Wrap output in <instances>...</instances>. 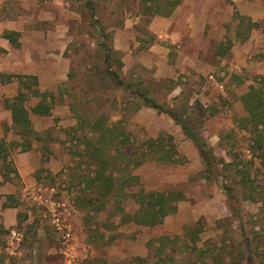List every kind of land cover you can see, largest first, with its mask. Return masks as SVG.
<instances>
[{
	"label": "rangeland",
	"instance_id": "obj_1",
	"mask_svg": "<svg viewBox=\"0 0 264 264\" xmlns=\"http://www.w3.org/2000/svg\"><path fill=\"white\" fill-rule=\"evenodd\" d=\"M92 1L100 27L111 34L107 43L117 51L114 59L122 61L121 77L189 117L214 155L225 164L203 177L204 165L196 145L180 125L151 107L134 111L129 92L112 84L110 77L99 80L105 70L99 47L101 38L91 22L86 0L49 4L50 11L55 12L49 25L64 28L63 58L68 72L63 75L65 79L62 74L57 75V83L49 91L50 115L30 114L42 140H33L29 161L32 176L53 186L56 193L50 207L26 199V185L13 172L14 166L8 162L7 167L0 161L16 190L15 198H8V202L20 206L13 227L19 235L9 234L6 228L0 230V264H150L155 260L152 256L160 235L172 240L163 245L159 256L167 264L192 260L196 264H212L213 256L218 254L223 258L222 264H264V159L250 147L254 134L248 130L241 98L264 74V0H185L165 16L168 20L163 16L153 26L139 14L142 0ZM234 8L257 22L244 41L245 33L237 32ZM228 39L232 42L230 49ZM220 50L224 53L217 55ZM38 70L44 71V66ZM14 80L8 86L21 89V82ZM5 97L0 94L2 107ZM37 100L30 99L27 106ZM119 112L125 117L120 125L131 138L142 141L170 135L178 151L177 162L149 159L133 171L146 190L183 194L177 211L161 224L143 226L130 222L104 228L102 223L112 218L109 211L88 218L76 199L78 188L71 185L74 155L70 147L79 143L74 136H81V132L74 128L80 120L98 117H103L110 127L122 118ZM3 128L6 147L12 152L23 151V139L11 126ZM238 169L248 172L243 184L238 182ZM223 186L232 188L233 200ZM49 208L64 212L65 222L74 234L68 242L52 223ZM124 208L132 213L137 204L129 197ZM196 227L201 230L194 245L203 249L202 258L184 245V241L190 243V237H182L188 228Z\"/></svg>",
	"mask_w": 264,
	"mask_h": 264
},
{
	"label": "trees",
	"instance_id": "obj_2",
	"mask_svg": "<svg viewBox=\"0 0 264 264\" xmlns=\"http://www.w3.org/2000/svg\"><path fill=\"white\" fill-rule=\"evenodd\" d=\"M180 2L181 0H142L139 14L146 16V20L149 22L154 15L169 16ZM230 2L232 5L234 4L232 1ZM85 4L91 16V22L101 38L99 47L103 55L105 70L101 72L99 80L110 77L112 84L120 86L129 92L133 96L134 111L139 110L142 106L151 107L159 113L169 115L176 124L180 125L183 133L196 145L201 162L204 165L203 177L207 178L208 173L216 169L219 164H225L223 159L214 155L210 146L195 129L194 123L189 117H185L179 110L158 102L144 91L134 88L131 83L126 82L121 77L120 67L122 66V61L114 59L117 51L112 45L107 43L111 34L100 27V21L97 18L93 1L86 0ZM233 18L237 20V32L245 33L242 40H246L249 31L257 26V22L239 13L236 8H234ZM244 21L247 24L245 31L242 28ZM240 28H242V31ZM4 36L12 39L10 33H6ZM231 45L232 42L228 39V49H230ZM223 53L224 51L220 50L217 55H222ZM13 77H16L21 82V89L18 90V94L13 98H5L4 106L11 112L13 129L23 139L22 148L27 150L31 147L33 140H42V137L34 130L30 114L36 116L50 115L52 104L47 97L50 96L51 99V94L49 91H40L37 88V78L32 75L0 74V82H10ZM31 97L38 98L37 102L31 106H26ZM241 98L246 111L245 121L246 124H249L248 130L254 134L250 147L260 158L264 159V76H258L256 85H250ZM119 114L122 116V113L119 112ZM124 120L125 117L123 118L122 116L110 127L107 126L103 117L79 121L78 127L74 128L79 129L81 132V136H74L79 143H76L77 145L72 148L70 147L74 155V165L70 167L72 172V184H70L74 188H78L76 199L81 208L86 210L88 218H93L95 214L98 215L101 212L109 211V216L113 219L105 220L102 223L104 228H114L120 224L130 222L143 226L161 224L168 215L177 211V202L183 199V194L180 191L173 190H146L141 185L139 176L133 171L149 159L166 163L177 162L178 151L170 135L162 134L156 138L142 141L131 138L129 133L120 125V122ZM79 130H76V134ZM5 146V140L1 139L0 157H2L3 164L10 167ZM79 146H81V149H78ZM228 164L231 165V163ZM237 171L240 172L238 182L243 184L248 172L245 169H238ZM7 172V169L4 170V176H6ZM223 188L224 191L226 190L229 193L230 201L233 200L235 195L232 192V188L227 186H223ZM129 197L137 204V208L132 213L127 212L124 208V202ZM229 205L231 208V202H229ZM200 230L201 228L197 227L188 228L182 235V237H190V243L184 241V245L188 250L194 251L199 258L204 254L203 249L194 244L199 239ZM173 238L180 237L175 236ZM156 241L159 244L155 247V252L152 256L155 260L150 264H167L159 256L164 249L163 245L172 242V240L168 235H160L156 238ZM213 258L212 264H222L223 258L221 254H218L217 257L213 256ZM136 260L143 261L139 257ZM179 264H196V261H183L179 262ZM234 264L241 263L238 261L237 263L234 262Z\"/></svg>",
	"mask_w": 264,
	"mask_h": 264
},
{
	"label": "crops",
	"instance_id": "obj_3",
	"mask_svg": "<svg viewBox=\"0 0 264 264\" xmlns=\"http://www.w3.org/2000/svg\"><path fill=\"white\" fill-rule=\"evenodd\" d=\"M58 1L0 0V74L35 76L37 78V88L40 91H51L53 84L57 83V75L59 74H62V78L65 79L63 75L68 72V63L63 58L66 46L64 28L60 30L54 27H57V24L52 26L48 23L55 18V12L50 11L48 8L49 4H56ZM184 2L185 0H181L173 11ZM162 17L155 15L152 19L150 18L151 21L149 20V22L153 26ZM163 18L169 19L165 16ZM47 26L50 28H47ZM6 33H10L12 39L5 37ZM171 36L175 35L172 33ZM55 53L57 57L54 56ZM59 63L62 65V71L59 68ZM41 65L44 66L42 72L38 70ZM14 78L16 77H13L10 82H0V94H4L5 98H13L18 94V86H8V84L16 82ZM33 98L35 97L30 99ZM11 117L10 110L4 104L3 107L0 106V140L5 137L4 126H11V129L14 130ZM21 149L23 151L18 149L12 152L10 148L5 146L7 160L14 166L13 172L26 185L24 190L53 187L40 183L39 178L31 174L32 167L29 159L32 155L33 144L27 150ZM0 161L3 164L2 157H0ZM3 173L4 170L0 166V230L6 228L5 230H9V234L19 235V232L15 231L13 227L16 225L20 206L18 203L8 202V198H15V185L10 181L12 179L8 174L4 176ZM24 197L29 199L25 195ZM48 197L47 194L46 198ZM8 248L6 247V249ZM1 252L2 247H0Z\"/></svg>",
	"mask_w": 264,
	"mask_h": 264
},
{
	"label": "built area",
	"instance_id": "obj_4",
	"mask_svg": "<svg viewBox=\"0 0 264 264\" xmlns=\"http://www.w3.org/2000/svg\"><path fill=\"white\" fill-rule=\"evenodd\" d=\"M46 193L49 195L48 198L45 197ZM55 193L56 192L54 187H39L36 190H26L25 196L29 199L37 201L40 205L50 207V204L52 202L51 197H53ZM49 210V217H51L52 223L57 229L62 231L63 240L65 242H68L71 239L72 231L71 227L65 222L64 212L50 208Z\"/></svg>",
	"mask_w": 264,
	"mask_h": 264
}]
</instances>
